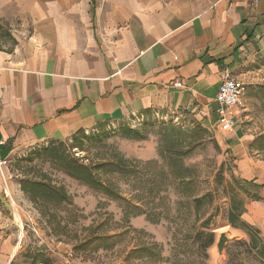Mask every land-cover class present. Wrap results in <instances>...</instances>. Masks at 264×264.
Segmentation results:
<instances>
[{
  "label": "crops",
  "instance_id": "crops-1",
  "mask_svg": "<svg viewBox=\"0 0 264 264\" xmlns=\"http://www.w3.org/2000/svg\"><path fill=\"white\" fill-rule=\"evenodd\" d=\"M0 20L11 36L0 48L2 165L102 124L189 115L223 135L236 173L262 186L243 217L264 218V115L254 109L264 99V0H0ZM226 77L246 85L229 129L215 97ZM10 207L0 195V264H92L83 243L14 230Z\"/></svg>",
  "mask_w": 264,
  "mask_h": 264
},
{
  "label": "rangeland",
  "instance_id": "rangeland-1",
  "mask_svg": "<svg viewBox=\"0 0 264 264\" xmlns=\"http://www.w3.org/2000/svg\"><path fill=\"white\" fill-rule=\"evenodd\" d=\"M10 38L9 25L0 20V48L9 47ZM254 107L255 118H261L264 99ZM219 135L189 115L102 124L84 135L38 143L14 155L0 171V185L5 181L10 195H0L10 212L17 213L14 230L32 238L42 234L83 243L82 255L92 264H211L212 246L204 247L207 234L216 237L232 229V199L244 206L261 202L253 187H240L242 178ZM258 145L264 160V142ZM120 162L127 172H114ZM80 164L103 183L102 189L73 176L85 175V170L75 169ZM22 181L42 182L51 191L33 197L20 190ZM208 192L212 202L195 212L192 197ZM244 212L236 225L245 222L258 228L264 240V218L251 224ZM134 250L138 253H130ZM220 264L264 261L229 242Z\"/></svg>",
  "mask_w": 264,
  "mask_h": 264
},
{
  "label": "trees",
  "instance_id": "trees-1",
  "mask_svg": "<svg viewBox=\"0 0 264 264\" xmlns=\"http://www.w3.org/2000/svg\"><path fill=\"white\" fill-rule=\"evenodd\" d=\"M83 134L84 131H79L75 135L72 136V138L77 137V135ZM121 164V162L118 165H115L114 167V172L119 171V169L123 172H127V166ZM122 166V167H121ZM75 169L77 171L79 170H85V175L84 176H79L78 174H74L73 176L76 179H80L81 182L87 184L89 187L92 189H102L103 183L99 182L98 180H95L93 173L89 172L88 170L86 171L85 166L83 165H77L75 166ZM240 187L244 189V185L253 187L255 189V198L260 199V196L258 195V190L262 187L257 184H255L252 181H246L243 179H240L238 181ZM21 188L23 191L28 192L29 194L33 193L34 196H38L39 192H50V188L47 187L46 184L42 182H26L22 181L21 182ZM248 193V192H247ZM31 197V198H33ZM205 200V201H204ZM206 202V204H209L212 202V194L210 192L205 193L201 196H194L192 197V203L194 205V211L197 212L203 205V203ZM245 207L242 204V202L232 199L231 204L228 209V220L233 226L232 228L238 229L243 231L246 234V239L235 242L236 245L243 246L246 248V250L253 255L255 258H257L260 261H264V240L260 236V230L254 226H251L245 222H241L240 226L236 225V221H239V216L240 214L244 211ZM215 239V234L213 232H210L207 234L206 238V243H205V249L209 248ZM144 250V249H141ZM140 251V250H139ZM145 251V250H144ZM138 253L137 250H134L132 253ZM230 258H228L227 262L229 261Z\"/></svg>",
  "mask_w": 264,
  "mask_h": 264
},
{
  "label": "built area",
  "instance_id": "built-area-1",
  "mask_svg": "<svg viewBox=\"0 0 264 264\" xmlns=\"http://www.w3.org/2000/svg\"><path fill=\"white\" fill-rule=\"evenodd\" d=\"M174 87H182L181 82H174ZM246 91V85L238 79L226 77L219 85L216 93L218 102L217 114L218 123L226 128H232L234 125V116L236 108L242 104V98ZM0 160V165L4 164Z\"/></svg>",
  "mask_w": 264,
  "mask_h": 264
},
{
  "label": "water",
  "instance_id": "water-1",
  "mask_svg": "<svg viewBox=\"0 0 264 264\" xmlns=\"http://www.w3.org/2000/svg\"><path fill=\"white\" fill-rule=\"evenodd\" d=\"M238 230V229H235ZM234 228H229L223 231H220L216 234L212 248L210 250V261L211 264H220L222 257L226 253V247L229 242H238L246 239V234L238 230L240 233H237ZM236 232V233H235Z\"/></svg>",
  "mask_w": 264,
  "mask_h": 264
}]
</instances>
